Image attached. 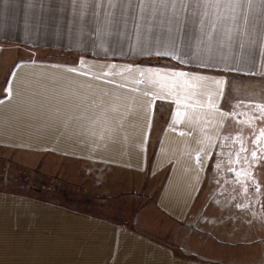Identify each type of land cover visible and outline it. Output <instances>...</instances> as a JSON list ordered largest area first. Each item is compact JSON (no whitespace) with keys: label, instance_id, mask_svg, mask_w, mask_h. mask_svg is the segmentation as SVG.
<instances>
[{"label":"crops","instance_id":"obj_1","mask_svg":"<svg viewBox=\"0 0 264 264\" xmlns=\"http://www.w3.org/2000/svg\"><path fill=\"white\" fill-rule=\"evenodd\" d=\"M260 1L261 40L255 0H0V148L42 186L142 176L160 130L143 192L96 212L0 188V264H264Z\"/></svg>","mask_w":264,"mask_h":264},{"label":"rangeland","instance_id":"obj_2","mask_svg":"<svg viewBox=\"0 0 264 264\" xmlns=\"http://www.w3.org/2000/svg\"><path fill=\"white\" fill-rule=\"evenodd\" d=\"M197 1L198 0H192L191 10L201 9V7L196 5ZM221 5L222 4L220 0H217L216 6L219 8ZM250 16L255 18L254 35L258 40H261L260 24H257L256 21L257 18H261L263 16L261 1L257 3V0H255L254 12H252ZM157 129L158 128H156L153 132V136L149 144V153L147 156L148 169L151 165V160L154 155L153 148L158 139L157 135L160 133V130ZM51 161L53 162V160ZM37 163L38 155L36 154L16 153L8 149L0 148V188L19 190L17 188L21 189L23 184L25 185V188L28 190V192L31 191V194H34L35 196L41 195L39 196L40 198L45 197L49 200L64 205H79V207L80 205H86L90 207V210L96 212L94 210L95 207H97V204H105L114 193L118 195L119 193L126 192L127 199L129 197L127 195L130 193L141 192L142 187L134 188L131 186L133 184L132 181L134 180L135 182H141L144 184L148 179L144 176L149 172L147 169L144 175L139 176L127 171L115 170L114 167H104L102 165L100 166L101 169L98 167L91 171L90 166L78 159L74 163V165H77L76 170H74L72 174L66 173L67 175L70 174L68 176L72 180L71 184L69 179H65L63 177L64 174L62 175L63 179H58L62 180L60 181L61 183L57 184L56 181H54L56 179L53 178L54 174L52 173L51 176L49 174L50 178L47 177L48 179H46V185L42 186L41 184H43V182L41 183L38 177L39 171L37 170ZM24 165H29V168ZM60 173L64 172L62 171ZM71 175L73 177H71ZM164 177L165 173L159 176V182ZM12 179L15 182L8 186L7 182L11 181ZM40 180L44 181V179ZM149 184L150 182L148 185ZM133 188L134 191H132ZM129 203L130 202L127 204Z\"/></svg>","mask_w":264,"mask_h":264},{"label":"snow or ice","instance_id":"obj_3","mask_svg":"<svg viewBox=\"0 0 264 264\" xmlns=\"http://www.w3.org/2000/svg\"><path fill=\"white\" fill-rule=\"evenodd\" d=\"M173 5L175 6L177 3V0H172ZM179 5L181 8L185 7V6H189L190 3L192 2V0H178ZM199 3L203 4L205 7L208 6V0H198ZM179 75H184L183 73L179 74ZM218 83H222V82H218ZM3 91V90H0Z\"/></svg>","mask_w":264,"mask_h":264}]
</instances>
